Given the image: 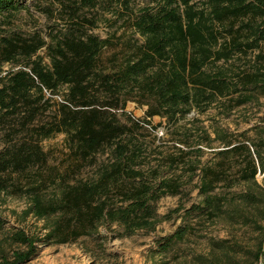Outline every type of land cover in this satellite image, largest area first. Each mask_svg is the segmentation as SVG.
<instances>
[{"label":"trees","instance_id":"obj_1","mask_svg":"<svg viewBox=\"0 0 264 264\" xmlns=\"http://www.w3.org/2000/svg\"><path fill=\"white\" fill-rule=\"evenodd\" d=\"M34 2L52 21L45 33L15 28L17 13L29 8L0 0V194L25 199L22 220L45 223L39 232L6 235L0 264H28L37 243H71L102 226L115 224L118 236L152 230L156 202L181 194L194 177L202 200L186 214L263 229L256 174L264 138L223 129L211 138L194 120L180 121L212 106L228 115L264 96V0H149L137 8L131 0ZM101 23L115 30L101 38L93 32ZM106 48L118 50L104 62ZM4 63L13 66L2 75ZM128 101L145 105L144 117L127 112ZM154 116L168 137L156 134ZM57 134L67 151L54 165L40 143ZM91 166L93 175L80 177ZM191 226L162 237L156 252L172 250ZM4 241L17 247L6 251ZM212 245L227 262L244 250L225 240ZM248 253L264 264V240Z\"/></svg>","mask_w":264,"mask_h":264},{"label":"rangeland","instance_id":"obj_2","mask_svg":"<svg viewBox=\"0 0 264 264\" xmlns=\"http://www.w3.org/2000/svg\"><path fill=\"white\" fill-rule=\"evenodd\" d=\"M137 8L147 4L149 0H131ZM29 8L20 10L15 18L14 27L25 30L47 31V26L52 21H48L45 14L37 11L34 7V0H22ZM115 30L101 23L93 29V32L101 38L107 37ZM122 30L116 31V36ZM118 48H106L103 50L101 59H106ZM43 55L44 51L39 52ZM44 61L48 63V59ZM12 64L2 65V75L12 68ZM64 87L62 88V90ZM58 99V98H56ZM126 111L134 117H144L145 105H139L134 101H128ZM194 120L195 125L207 129L210 137H214L215 129H223L229 133L239 134L244 132L246 137L257 141L260 137L264 138V96H261L256 103H249L233 109L228 115L219 114L216 106H212L202 113L191 112L180 121V123H190ZM152 123L161 126L157 127L156 134L160 137H168L165 134V122L159 116L152 118ZM190 125V124H188ZM4 124L0 121V143ZM64 135L57 134L54 137L41 141L42 148L48 154L50 164L58 165L66 158L64 145ZM217 146L218 142H212ZM210 151L211 149H206ZM211 156L208 152L203 159ZM105 155L98 156V160H103ZM95 166L86 167L81 171L80 177L88 178L93 175ZM256 179L264 186V168L257 171ZM198 178L193 180L182 189L179 195H166L156 202L158 222L152 230H140L130 236H118L122 230L115 224L102 226L98 232L92 236L80 237L74 242L63 244L37 243L35 255L28 264H204L213 261L212 264H263V261L256 260L248 252H255L264 240L263 229H256L255 226L231 223L224 219L217 220L212 224L198 220L194 216L185 213V210L193 204H198L202 196L198 194L195 184ZM242 188V187H241ZM25 199L16 197H5L0 194V217L5 220V224L0 229V243L6 235L15 228H24L29 232H39L45 221H35L28 217L22 220L19 215L26 207ZM178 208L177 212H173ZM172 214L170 215V213ZM258 225L264 226V221L257 219ZM191 224L192 228L185 235L184 239L165 254L156 252L157 242L162 237L169 236L178 227ZM228 241L237 244L244 250L234 254V259L227 262L212 243L215 241ZM6 251L17 245H10L7 241L3 242Z\"/></svg>","mask_w":264,"mask_h":264}]
</instances>
